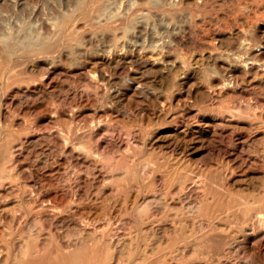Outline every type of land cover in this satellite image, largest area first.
Listing matches in <instances>:
<instances>
[{
    "label": "bare ground",
    "instance_id": "bare-ground-1",
    "mask_svg": "<svg viewBox=\"0 0 264 264\" xmlns=\"http://www.w3.org/2000/svg\"><path fill=\"white\" fill-rule=\"evenodd\" d=\"M4 4L12 10L3 13ZM18 11L24 17L6 26L4 20ZM81 59L88 62L83 67L91 88L101 87L118 101L124 92L120 85L126 81L134 93H148L159 116L167 111L168 91L192 82V110L217 106L221 120L242 119L244 124L230 126L246 132L244 143L258 138L259 145L247 156L250 163L262 162L257 179H236L232 186L227 181L234 178L235 167L230 165L222 174L209 176L200 167L160 162L154 168L165 173L164 194L171 195L164 212L171 205L177 209L169 222L172 236L139 245V234L160 219L149 212L144 196L129 200V205L124 201L125 217L132 216L133 229L127 234L111 229L113 223L125 224L111 211L96 218L75 215L67 225L73 231L65 234L43 232L42 227L32 232L31 224L29 234L18 237L16 245L0 242V264H264V94L259 95L264 93V0H0V88L6 73L12 85L29 87L36 83L41 64L45 72L52 67L66 71ZM230 88L234 92L228 93ZM212 99L218 104L211 106ZM7 112L0 108V117ZM185 126L180 131L187 139L192 131ZM33 137L27 132L22 147L26 149ZM16 141L15 131L0 122V179L10 180L2 187L6 192L15 184ZM83 149L101 168L117 169V162L91 146ZM45 159L43 152L33 161ZM196 184L201 185L197 191L202 200L190 196ZM21 191L30 198L29 190ZM37 205L42 215L56 213L54 204L49 209L41 202ZM16 215L7 206L0 209V219H17ZM100 219L104 225L98 226ZM134 240L135 247L130 245Z\"/></svg>",
    "mask_w": 264,
    "mask_h": 264
},
{
    "label": "rangeland",
    "instance_id": "rangeland-1",
    "mask_svg": "<svg viewBox=\"0 0 264 264\" xmlns=\"http://www.w3.org/2000/svg\"><path fill=\"white\" fill-rule=\"evenodd\" d=\"M11 10L8 4L2 7L3 13ZM18 12H11L4 20L6 26L24 17L22 11ZM87 64L81 59L74 64L73 70L60 71L58 67H52L48 72H45V64H41V73L35 75L36 83L29 87L12 85L7 73L3 78L0 108L8 112L0 117V122L15 131L17 141L13 152L19 155L14 154L17 162L12 169L13 188L6 192L2 187L10 180L0 179V192L3 193L0 209L7 206L17 214V219L4 216L0 219V242L4 246L16 245L18 237L29 234L31 224L35 227L32 232L42 227L43 232L65 234L73 231V227L67 225L68 219L75 215L84 219L96 218L110 211L116 220L123 217L125 223L118 227L113 223L111 229L119 235L127 234L133 229L132 216L125 217L124 201L127 200L125 204L129 205V200L141 201L144 196L150 202L149 212L160 219L154 222L152 229L139 234V245L151 244L158 237L166 239V234L172 236V231L168 230L169 222L174 219L177 209L171 205L164 212V203L171 202V195L164 194L165 173L154 168L160 162L176 163L186 169L200 167L209 176L222 174L225 165H230L235 169L234 178L227 181L229 185L237 184L236 179L246 183L256 181L262 162L255 159L254 164L250 163L247 156L259 145L258 138L253 142L250 140V145L244 143L246 132L230 126L231 123L244 124L242 119L221 120L217 106L205 112L192 110L190 101L194 102V93H189L192 82L179 83L168 91L165 95L167 111L159 116L148 93H134L126 81L120 85L124 92L118 101L101 87L98 90L91 88L83 67ZM232 91L233 88L228 89V93ZM214 100L208 101L211 106L218 104ZM169 114L172 116L168 117ZM23 116L27 122L20 123L18 118ZM182 126H189L192 131L187 139L180 131ZM27 132L34 137L25 149L22 141ZM83 146H91L102 156L117 162V169L101 168L85 156ZM46 147L50 149L47 152ZM43 152L46 154L44 162L33 161L35 156L40 159ZM142 161L150 164L143 167ZM103 174H107L106 180ZM199 187L201 185L196 184L191 188L193 200H202L197 191ZM25 188L31 194L29 199L22 194L21 190ZM170 192L173 195L175 188ZM40 202L48 209L50 205L57 206L56 213L42 215L37 205ZM98 221V226L104 225V219ZM135 244V240L130 243L133 247ZM170 248L172 245L168 248L172 251ZM241 255L244 257L243 251Z\"/></svg>",
    "mask_w": 264,
    "mask_h": 264
}]
</instances>
